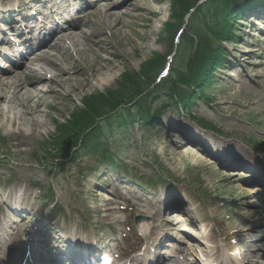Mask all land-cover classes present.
<instances>
[{
  "label": "rangeland",
  "instance_id": "1",
  "mask_svg": "<svg viewBox=\"0 0 264 264\" xmlns=\"http://www.w3.org/2000/svg\"><path fill=\"white\" fill-rule=\"evenodd\" d=\"M171 1L77 0L82 6L83 13L90 14L83 20V23L94 29L92 35L84 36L81 39L82 49L86 51H79L78 54L77 49L72 45H68L67 51L64 50L63 54L50 50L52 44L43 48L44 51L51 54L52 58L56 59V62L66 63L69 68L75 65L82 68L83 75L71 78L73 85L78 82L80 89L71 91L68 97L61 96L54 102L49 100L57 106L56 109L49 110L52 121L48 123L45 135L41 134L28 147H17L16 138L9 133L10 130L18 129L17 123L11 125L12 114H9L7 118H0V137L6 145V149L0 152L4 153L7 160L17 168L11 175L8 171L9 167L6 165L8 162L0 161V195L6 190L8 195L18 186L27 190L24 195L27 210L24 216L25 226L33 225V230H42L44 234L46 228L49 230L58 223L60 226L68 227L71 222L72 226L80 222L77 218L80 215L77 213L81 209L86 215L85 217L90 218L95 227L90 226L88 229L93 230L97 235L101 230V240L105 243L112 240L113 246L119 251L118 254L114 253L116 258L118 255L124 256L125 251L131 247L126 235L130 229L135 231L133 228L134 216L136 214L150 216L154 212L152 205L142 202L140 207L138 204L135 208L126 210L121 207L119 212L115 211L119 218H116V215L109 216L112 221L119 220L112 227L113 232L106 231V227H101L109 225L104 221L110 222L108 220H111L102 211L105 209L104 204L106 203L102 198L101 200L94 199L98 190H95L96 192L89 190L88 194V190H86L88 177L94 176L88 169L94 165L91 158L74 166L66 164V167H62L59 173L53 176L51 173L53 163H48L51 157L47 153L50 148L47 139L53 134L54 123L57 120H64L76 110L81 105L80 101L84 95L97 90H113L118 87L122 75L126 73L118 68L128 66L127 56L139 54L143 58V62H146L156 53L162 56L168 55L170 52L169 33L166 31L165 24L170 23L176 28L180 23L177 17L171 15ZM0 6L8 7L6 4L3 5V0H0ZM99 8H102L103 11L99 12ZM243 22L247 25L246 27H243L241 23L235 26L240 37L225 45L226 50L230 53V61L225 68L216 72V82L208 91L207 96L215 100L214 105H209L201 100L199 106L193 109L195 113L215 123L217 129L221 131L222 136H212L215 140L235 148V150H240L238 153L241 158L252 168L260 171L264 167V30L262 32L258 30V33L254 32L256 36H251L254 25L249 20ZM97 24H100L98 28ZM72 32L81 36L80 31H76V29ZM248 50L251 52H247ZM118 61H121L120 64ZM55 73L53 70L50 72V74ZM3 106L7 107L8 103L4 102ZM165 117L163 119L164 127L159 130L153 129L150 133L142 134L139 129H135L128 135H118L112 141V152H116L126 159L123 162L124 169L129 166L130 172L133 173L130 176L131 180L136 177L152 178L154 175L158 177L156 181L162 185L152 188L151 191L146 192V195H150L152 204L157 207L161 216H164V212L163 206L159 202L164 199V195L168 191H175L182 197L192 195L195 196V203L193 210L188 213L189 221L205 222L216 236L222 235L226 230L230 235L231 232L244 231L249 237L256 236L258 244L262 245L261 247L264 249V211L256 206V203L260 202V198H256L244 186L238 171L221 166L210 160L199 149L189 145L184 146L182 153L179 152L178 145L175 143L177 135L167 130L170 126L167 123L182 122L189 126L193 121L186 115H179L174 109L168 111ZM165 130L167 131L165 132ZM156 156L161 160V157L167 158L165 165H161L160 169L154 168L151 164V162L155 163ZM44 160L47 165L46 163L42 164ZM114 170L107 169V177L101 175L103 179L100 180L101 177L98 176L97 183L100 182L101 186L104 185L107 188L109 184L117 185L118 171L120 174L124 175V173L122 169ZM109 174L114 178H109ZM120 177L122 178V176ZM13 182L16 183L9 186ZM40 183L46 186L45 191L37 189V184ZM119 186L123 185L119 184ZM48 189L55 192V197L52 200L54 203L46 202L44 199V194L48 192ZM51 190L48 193H51ZM101 193L104 195L103 198L116 195V202L122 196L119 192H115L116 194L107 192V195ZM3 198L6 200L7 196H1L0 203ZM85 199L86 203H84ZM122 199L131 203L125 197ZM76 201H80L82 205ZM84 204L88 211L83 208ZM58 207L61 210L56 214ZM92 207L99 212H96ZM111 207L118 208L116 204H112ZM254 210L261 213V218L254 225L250 222L249 227L253 226V230H248L250 228L246 222L250 216L252 219L251 212ZM48 216L55 222H50L47 219ZM3 219L4 212L0 208V220ZM43 219H45L44 223ZM168 225L169 228L176 231L175 235H188L184 231L188 227L184 228L178 222H171ZM77 228L82 232L80 227L77 226ZM70 231L73 232L72 229ZM170 236L167 242L176 243ZM232 238L233 236H231ZM11 240L12 236L10 235L7 244ZM237 240L242 241L239 238ZM20 243L21 241L17 245ZM219 244L225 248L227 244H230V241L223 242L220 237ZM256 244L246 240L242 241L241 247H238L236 251L238 253L244 251L246 254L249 253L250 259H257L252 249L253 245L256 248ZM263 252L260 251L257 256L258 260L261 258V261L264 262ZM8 256L11 257V252L8 255V249L5 248L1 254L2 261L0 260V263L6 264ZM7 264L10 262L8 261Z\"/></svg>",
  "mask_w": 264,
  "mask_h": 264
},
{
  "label": "bare ground",
  "instance_id": "2",
  "mask_svg": "<svg viewBox=\"0 0 264 264\" xmlns=\"http://www.w3.org/2000/svg\"><path fill=\"white\" fill-rule=\"evenodd\" d=\"M62 1V3H67L68 0H59L58 2ZM40 9L43 8L42 2H39V4L35 5L36 7H39ZM24 7V6H23ZM21 11V7H19L17 10L12 12H2L5 14H8L10 16V21L7 25V28L14 29L15 27H23L17 22V19H13V17ZM67 13V12H66ZM70 12H68L69 14ZM41 15V14H40ZM42 16V15H41ZM83 16H80V18ZM79 24V21H71L70 23H65L64 28H66L68 31L72 30V28L77 27ZM7 28L5 30H7ZM25 29V28H24ZM34 28L33 26H29L27 32H33ZM22 34V40L25 36V31H21ZM54 31L52 32V29L47 31V28H42L41 31V40H39V47L45 46L51 37L53 36ZM20 43V40L17 41ZM26 46L28 44L27 40ZM65 43L68 45H72L74 48H78L79 51L85 52V49L83 48V44H80L79 36L74 35L73 32H66L60 34L58 37H56L54 44L51 46L52 51L56 53H62L64 50H66ZM6 45V44H5ZM8 46H4V51H7ZM21 52V51H16ZM248 52V51H247ZM78 54L80 52H77ZM130 57V56H129ZM134 58V57H130ZM134 62L130 65L139 66L141 63L137 59H133ZM23 66V70L20 72H15L16 66H11L10 68L12 71L8 73V76L5 77L4 71H0V118H7L9 114H12V120L11 125L18 124L17 130H10L9 133L16 138L17 144L16 146L21 147H28L29 144L32 141H35L36 138H38L41 134L45 133L47 125L49 122L52 121L51 114L49 113L50 109H56L57 106L55 104H52L49 102V100H52L54 102L55 99L61 98V96H69V93L71 91H77L79 88L78 82L76 85H73V82H71V78L73 76H82L83 75V69L78 68L77 65H75L72 68H69L66 66V63L58 64L54 59L52 60L49 56L48 51H40V52H33V49H27V52L21 56V61L19 62ZM39 63H45L52 69L56 71L55 75L49 76L48 69L44 68L43 66H38ZM119 69H122L121 67ZM14 72V73H13ZM10 74V75H9ZM103 81V80H102ZM64 82V83H63ZM105 83V81H103ZM45 86V89H42L41 87ZM7 102L8 106L4 107L3 103ZM221 145V144H220ZM215 144V150L217 152L224 151L226 154L228 153L226 147H223L222 145ZM231 158H234V156H230ZM236 159L238 161L242 160L240 155H237L236 153ZM243 174V173H242ZM241 174V175H242ZM253 175V174H252ZM251 175V176H252ZM261 175L264 176V167L261 170ZM260 174H254L255 179H258ZM242 176H246V174H243ZM262 187H258L255 189V192L264 193V191L261 192ZM115 189L111 192L114 193ZM23 192V188L21 189V193ZM110 200V199H108ZM17 201V200H16ZM261 202L256 203V206H259L262 210H264V201L260 200ZM13 204V202L11 203ZM19 206H24V199L19 197ZM156 217H158V213L154 214ZM251 216L246 222V225L249 227V223H254L261 218V213L258 210H254L251 212ZM176 217V216H175ZM177 218V217H176ZM23 223V222H22ZM22 223L18 225L16 236H18V241L24 239V244L22 246H11V257L8 258V261L10 264H17L18 258H20V254L31 252V258L27 259V263L34 261V257L39 258L41 255L40 249L29 247V244H32L31 241L33 238L35 239L36 234L34 232L29 231L30 229L27 227H22ZM165 226L163 224H158L156 226L157 230V240L159 239V236L163 235L165 232L163 229ZM248 230H253V226L249 227ZM146 231V230H145ZM149 231V228L147 229V232ZM192 233V235H191ZM200 234L210 237L211 239V245H208L207 248H204L202 244L195 239V237H198V233H195V231L190 232V236L186 235V241H182L176 250L180 253H184L185 255H203L205 256V259H210L214 264H227L226 256H224V252L221 248V246L218 243L219 238L216 237L209 226L203 224V228L200 229ZM6 232H4V229H0V245H4V240L6 239ZM148 234H144V237H146ZM194 237V238H193ZM238 237H240L242 240L249 241L250 243L255 242L256 248H254V245L252 246V249L254 251V254H256V258L253 261L252 264H264L263 261H261V258L258 260L257 254L260 251H264L262 249V245L260 246L259 241L255 238L256 236L249 237V235L244 232L240 231L238 234ZM79 238L76 243L80 245V255H76L73 251L71 252L70 256L66 254H62L60 258H56L55 261L52 260L51 264H94L95 261L91 260L94 256H96V253L94 251H88L86 254H84V250L86 248V245L89 243L85 242L82 237ZM252 238V239H251ZM256 240V241H255ZM33 242V241H32ZM62 247V246H61ZM2 248V247H1ZM204 248V249H202ZM56 249V248H55ZM260 250V251H259ZM69 251V250H67ZM223 252V254H222ZM168 254V253H167ZM264 255V252H263ZM151 256V254L149 255ZM172 256V255H170ZM197 256V257H198ZM195 257V256H194ZM196 257V258H197ZM199 259V258H198ZM24 260V256L22 257V262ZM201 260V259H200ZM141 262L140 258H134V262ZM37 262V261H34ZM171 262V261H170ZM199 263V260L197 261ZM32 263V262H31ZM162 263V260L159 262ZM187 264L186 262H180L177 263L175 261H172L171 263L166 262L163 260V264ZM114 264H121L119 262H114ZM193 264V262H192ZM200 264V263H199Z\"/></svg>",
  "mask_w": 264,
  "mask_h": 264
},
{
  "label": "trees",
  "instance_id": "3",
  "mask_svg": "<svg viewBox=\"0 0 264 264\" xmlns=\"http://www.w3.org/2000/svg\"><path fill=\"white\" fill-rule=\"evenodd\" d=\"M259 1L213 0L198 6L199 0H172L171 15L177 17L180 23L176 28L170 23L166 24V31L170 37V48L174 46L173 39L182 28L186 15L192 10H195V13L184 32L183 42L180 46L179 58H182V62L174 67L172 76L168 80L151 90L147 95L166 91L171 94L172 98L178 97L182 101L186 97L185 101L191 103L192 98L196 96L192 88L203 89L204 92L205 86L213 78L214 69L223 63L226 52L223 50L221 42L231 35L230 21L237 14L238 3H257ZM164 63L165 57L156 54L143 63L139 73L127 72L115 91L86 98L84 109L76 112L71 122L58 125L57 137L63 140V137L73 136L74 139L80 141L83 134L85 137L88 136L85 138L86 141L101 142L105 134L102 131H96L98 128L87 133L89 127L95 124L98 119L107 118L110 113L123 109L121 107L132 101H135L136 107L146 109V97L140 99L138 97L151 88ZM138 111L140 110L137 109L134 112ZM114 124L115 122L109 121L110 129Z\"/></svg>",
  "mask_w": 264,
  "mask_h": 264
}]
</instances>
